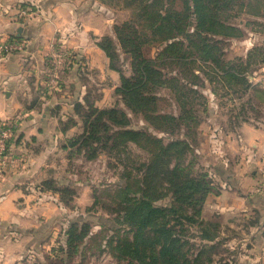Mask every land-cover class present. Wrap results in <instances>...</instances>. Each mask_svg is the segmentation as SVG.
Masks as SVG:
<instances>
[{
    "label": "rangeland",
    "instance_id": "374dc122",
    "mask_svg": "<svg viewBox=\"0 0 264 264\" xmlns=\"http://www.w3.org/2000/svg\"><path fill=\"white\" fill-rule=\"evenodd\" d=\"M97 1L109 12L112 28L130 16L129 9L121 6L123 0H107L116 3L110 5ZM206 1L209 17L227 18L226 22L239 28L231 37L216 35L221 39L218 43L209 41L211 47L216 45L217 49L213 47L210 51L213 54L216 51L218 59L203 60L195 51L185 54V64L179 54L174 57L180 58L157 59L156 65L168 80L150 90L155 100L147 104L148 117L127 109L115 92L107 107L126 108L131 126L149 129L164 142L180 139L186 143L176 160L185 166L189 179L199 180L197 185L202 183L196 195L205 191L206 194L202 202L184 205L188 217L181 214V224L178 222L175 226V236L183 242L181 252L185 258L193 257L199 244L205 243L202 260L208 256L213 260L200 264H261L264 258V0H236L233 8L228 9L223 6L219 9L216 0ZM24 8L19 6L20 13ZM109 35L114 37V33ZM212 35L208 33L207 37ZM162 44L146 43L144 53L155 55ZM118 50L116 64L129 75L130 58ZM171 77L186 84L181 94L177 81ZM117 80L119 85L120 75L115 70ZM82 112L89 113V108L83 106L82 111L76 112L82 131L74 132L67 140L70 158L67 178L56 184L67 187L64 193L69 204L65 211L66 227L72 221L78 234L84 229L88 233L75 252L63 259L51 257L44 264H148L149 246L125 244L117 249L116 239L132 235L130 226L119 222L118 215L124 205L120 183L127 181L133 190L142 185L150 154L132 143L109 149L111 142L105 145L104 139L89 146L78 144L84 127ZM164 113L183 114L184 118L176 123L167 122L159 119L158 115ZM70 139L76 140L74 145H69ZM93 147L96 155L87 158ZM80 180L90 182V194L88 202L83 200L78 207L77 182ZM170 191H162L164 194L155 201L168 203L173 199ZM201 226L205 233L215 235L213 241L199 238ZM108 240H112L111 245ZM160 257L167 263L161 258L157 264L169 263V254ZM174 257L179 264L185 260L179 254Z\"/></svg>",
    "mask_w": 264,
    "mask_h": 264
},
{
    "label": "crops",
    "instance_id": "0c3cea01",
    "mask_svg": "<svg viewBox=\"0 0 264 264\" xmlns=\"http://www.w3.org/2000/svg\"><path fill=\"white\" fill-rule=\"evenodd\" d=\"M104 8L97 0H0V42L20 44L0 53V124H13L0 163V264H44L61 254L67 206L41 181L67 178V140L82 131L76 103L107 107L118 84L98 45L112 33ZM77 183L79 207L90 182Z\"/></svg>",
    "mask_w": 264,
    "mask_h": 264
},
{
    "label": "trees",
    "instance_id": "16d2710c",
    "mask_svg": "<svg viewBox=\"0 0 264 264\" xmlns=\"http://www.w3.org/2000/svg\"><path fill=\"white\" fill-rule=\"evenodd\" d=\"M101 1L106 2L107 0ZM235 1L216 0L215 4H218L219 9L222 6L228 9L233 8ZM106 3L116 4L111 1ZM121 6L129 9L130 16L115 23L112 28L114 37L105 34L98 40V45L108 57L110 67L119 72L120 83L115 87L114 92L121 96L120 98L127 109L132 112H142L146 117L150 110L147 104L155 100V95L150 90L168 80L156 65L157 59L180 58L179 55H181V60L185 64L187 63L185 54L195 51L196 56L201 59L207 60L211 57L215 61L218 59V54L216 51L213 54L210 50L213 47L217 49V47L216 45L211 47L209 41L218 43L221 39H217L216 35L219 38L231 37L237 34L236 31H239L237 26L226 22L227 18L209 17L207 13L209 3L206 0H123ZM208 33L213 34L212 38L207 37ZM155 41L163 44L155 55L147 56L144 53V44ZM118 49L130 58L129 75L125 74L116 64ZM176 54H179V57H174ZM235 59L232 60L234 65L236 64ZM180 73L185 75L184 71H180ZM231 75L234 76L233 73ZM171 79L177 81L180 90L178 92L181 94L186 84L177 77H171ZM83 106L89 108V113L82 112L80 114L84 117V127L83 133L77 139L78 144L89 146L92 142L104 139L105 145L111 142L108 146L109 149L120 144L132 143L147 149L150 154V161L145 163L142 185L133 190L127 181L120 183L121 192L124 194L122 198L124 205L118 215L119 222L129 225L132 235L131 238L127 235L118 237L116 239L117 249L120 245L134 244L137 246L143 243L144 247L149 246L148 248L151 249L148 264H157L159 260L161 261L162 257L160 256L166 254H169L168 264H179L178 260L175 261V254H179L185 259L182 264L188 260L190 264L212 262L213 259L210 256L207 258L205 256V259L202 260L203 254H205V243L199 244L193 257L185 258L181 252L183 242H180V239L175 236V226L180 222L181 214L188 217L187 208L184 205L202 202L206 194L205 191L200 196L196 195L202 183L197 185L199 180L189 179L185 166L176 160V156L185 149L186 143L180 139L164 142L161 137L149 129L131 126L126 108L116 105L98 107L93 102L85 100L83 104L76 103L75 111L80 109L82 111ZM158 116L161 120L166 119L167 122L174 123L184 118L183 114L176 116L164 113ZM74 142L76 140L71 141L70 139L69 145H74ZM95 149L93 147L86 157L95 156ZM172 157L174 158L172 159ZM163 159L166 161L161 164ZM41 187L56 191L60 201L65 206L69 205L64 197L66 186L57 185L54 179L48 178L41 181ZM166 189L171 190L170 194L173 199L165 204L157 203L155 200L162 196L164 193L161 192ZM183 210L186 213H183ZM76 229L75 222L69 221V227H66L63 233L64 242L59 249L61 254L55 256L63 259L82 245V240L88 230L84 229L78 234ZM199 231L201 240H214L215 235L205 233L203 226ZM111 241L108 240L110 245ZM122 250H124L123 247ZM162 262L167 263V260L162 258Z\"/></svg>",
    "mask_w": 264,
    "mask_h": 264
},
{
    "label": "built area",
    "instance_id": "2783aa9c",
    "mask_svg": "<svg viewBox=\"0 0 264 264\" xmlns=\"http://www.w3.org/2000/svg\"><path fill=\"white\" fill-rule=\"evenodd\" d=\"M21 13H25V9H21ZM20 48V44L17 40L13 39L5 44H0V53L10 52ZM54 56L60 55L54 53ZM13 132V124L3 122L0 124V163H4L9 156V139Z\"/></svg>",
    "mask_w": 264,
    "mask_h": 264
}]
</instances>
